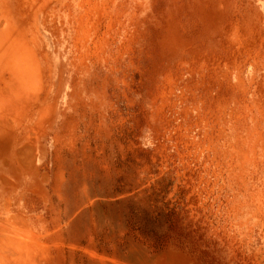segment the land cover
Returning a JSON list of instances; mask_svg holds the SVG:
<instances>
[{
  "label": "rangeland",
  "instance_id": "374dc122",
  "mask_svg": "<svg viewBox=\"0 0 264 264\" xmlns=\"http://www.w3.org/2000/svg\"><path fill=\"white\" fill-rule=\"evenodd\" d=\"M0 264H264V0H0Z\"/></svg>",
  "mask_w": 264,
  "mask_h": 264
}]
</instances>
